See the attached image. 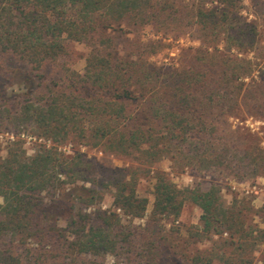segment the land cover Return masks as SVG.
I'll return each instance as SVG.
<instances>
[{
	"label": "trees",
	"instance_id": "obj_1",
	"mask_svg": "<svg viewBox=\"0 0 264 264\" xmlns=\"http://www.w3.org/2000/svg\"><path fill=\"white\" fill-rule=\"evenodd\" d=\"M237 1L0 0V78L12 72V58L29 68L16 104L0 87V128L50 144L28 157L13 140L0 158V264H97L89 258L107 256L118 264H253L264 231L249 221L247 202L225 206L219 185L180 189L154 168L168 159L197 174L264 176L262 141L230 123L264 122V37L238 15ZM145 27L190 35L200 46L161 66L150 61L164 46L159 39L127 38L119 49L118 37ZM68 43L92 48L80 73L60 61ZM49 65L59 68L58 79L46 80ZM72 142L148 166L153 203L143 234L121 221L143 219L150 203L137 192V171L97 181L81 155L59 150ZM66 186L73 192L67 215L45 222L42 214ZM104 192L119 212L93 221L86 209ZM187 202L201 211L193 236L219 237L209 256L161 241L159 220L175 221Z\"/></svg>",
	"mask_w": 264,
	"mask_h": 264
},
{
	"label": "rangeland",
	"instance_id": "obj_2",
	"mask_svg": "<svg viewBox=\"0 0 264 264\" xmlns=\"http://www.w3.org/2000/svg\"><path fill=\"white\" fill-rule=\"evenodd\" d=\"M237 8L239 10L238 15L247 22L256 23L264 37V0L237 1ZM118 34L123 33H117V37L120 36ZM133 37H140L143 41L159 39L164 45L155 49L154 55L150 57V61L157 66L175 64L179 61L183 49L189 47L198 48L200 46V41L190 35H183L179 39H175V34L161 32L155 35L149 27H145L134 34L118 37L116 43L119 49L125 45L127 38L132 39ZM67 48L68 54L62 57L60 61L71 70L82 72L86 64V58L91 53L92 48L81 43H68ZM8 63V67L12 72L0 78V87L6 91L8 97L16 104L23 97L19 94V89L25 85V81L29 77V68L25 63L15 58L9 60ZM58 70L59 68L55 65H49L44 71L46 80L58 79L60 76ZM230 123L232 128L238 126L249 130L251 134H255L262 141L261 146L264 147V122L253 120L252 118H243V120L238 118L235 120L231 119ZM31 135L29 132H18L14 129L3 130L0 128V158L6 155L9 143L13 140L21 141L28 157L34 155L41 145H50L45 139ZM243 140L244 143L241 141L242 145L249 146L252 144L248 138H243ZM59 150L64 156L81 155L90 176L100 182L129 177L133 171H137V192L141 197L148 198L150 203L143 219H130L122 216L121 221L123 225L130 226L142 234L144 233V226L150 217L153 203V178L151 174L146 173V170L149 169L148 166H141L130 157L106 153L100 149L79 145L75 142L64 145ZM154 168L164 172L180 189L194 186L204 189L212 183L219 185L223 204L228 206L235 200L247 202L251 209L248 216L249 221L251 219L252 225H257L259 229L264 231V176L235 180L225 176L220 177L219 175L197 174L188 168L173 165L168 159L158 162ZM85 186L91 187V184L86 183ZM72 194V190L66 186L59 195L55 196V199H57L55 203H49L47 210L42 214V219L49 223L56 222L57 219H63L72 204ZM104 211L119 212L112 205L110 192H104V198L100 204L86 209L93 221L98 213ZM200 215V209L187 202L179 218L175 219V221L172 218H161L158 222L161 230L159 234L161 241L168 237L172 244L181 242L180 245L182 247L187 246L188 251L193 255L209 256V253L214 248H217L216 244L219 237L213 236L212 239L207 240L193 236L199 230ZM89 259L97 264H118L117 260L112 256ZM170 264H180V262H170ZM253 264H264V242L256 248Z\"/></svg>",
	"mask_w": 264,
	"mask_h": 264
}]
</instances>
